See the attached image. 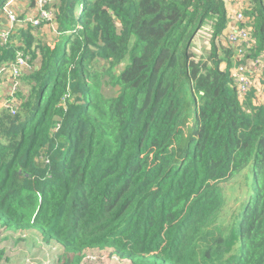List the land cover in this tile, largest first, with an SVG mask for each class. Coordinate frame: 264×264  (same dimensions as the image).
<instances>
[{
    "label": "trees",
    "instance_id": "obj_1",
    "mask_svg": "<svg viewBox=\"0 0 264 264\" xmlns=\"http://www.w3.org/2000/svg\"><path fill=\"white\" fill-rule=\"evenodd\" d=\"M237 1L235 45L228 0H30L50 19L0 37V89L16 81L18 102L0 108V226L60 244L61 264L106 244L132 264H264V0ZM22 260L0 245V264Z\"/></svg>",
    "mask_w": 264,
    "mask_h": 264
},
{
    "label": "rangeland",
    "instance_id": "obj_2",
    "mask_svg": "<svg viewBox=\"0 0 264 264\" xmlns=\"http://www.w3.org/2000/svg\"><path fill=\"white\" fill-rule=\"evenodd\" d=\"M29 4H30V0H8L6 3H4L3 9H2V15L4 16V19L1 16V8H0V36L2 38H4V40H8L9 36L12 34H14V39L17 40L16 33H17V31H19V28H26L29 24L32 26V28H34L33 22L35 20H39V22L42 21L41 11L38 9V7L37 6L30 7ZM26 6L30 7V8H27V12H25ZM18 15L19 16L24 15V17L20 18V17H18ZM51 15H52V13L46 19L49 20ZM53 28H54V25L52 23L47 26L46 29L48 30L49 34H53V32H52ZM208 33H209V26H208V24H205L203 26V28H201V30L199 31V33H198L199 36H197L198 35L197 34V35H195L196 39H195V37L193 39L192 46H191L190 50L198 56H204L205 53L209 49L210 35ZM16 58H17L16 63L23 66L24 70H25V68H28L30 66L29 62H28V58H24L22 56L21 51L16 55ZM35 64L37 66V61L35 62ZM32 65H33V63H32ZM259 75H261V73L257 74V76H259ZM104 90H106L108 95L112 94V89H110L109 87H105ZM7 94H8V96L5 97V95H7ZM8 97H11V94L9 93V89L7 88V86L6 87L2 86V88L0 89V106L6 105L5 102L7 101ZM14 105L17 106L16 104H14ZM17 109H18V107H17ZM16 112H17V110H16ZM41 161H42V158H40V156H39L38 162L40 163ZM230 188H233V185H231ZM224 192H225V195H227V197H228V206H232L234 204H237V203H235L234 200H235V198L240 197V195L242 193V191L240 189H238L237 186H235V188L233 190L225 187ZM224 215L226 217H229V215H230V210L226 207L224 210ZM29 219H31V217H29ZM24 230H25V228H16V229H14V232L16 234H19V233L23 232ZM7 231H8V226L3 224V233L5 235H8ZM34 231L37 233V230H34ZM60 250L62 251V249H60ZM3 252H5V251H3ZM36 253L39 255L38 252H36ZM68 256H70V255H68Z\"/></svg>",
    "mask_w": 264,
    "mask_h": 264
},
{
    "label": "clouds",
    "instance_id": "obj_3",
    "mask_svg": "<svg viewBox=\"0 0 264 264\" xmlns=\"http://www.w3.org/2000/svg\"><path fill=\"white\" fill-rule=\"evenodd\" d=\"M232 1V0H228ZM235 2L239 3L237 0H234ZM237 11H241L239 8ZM233 12L229 15V22L233 19L236 12ZM242 12V11H241ZM20 18H23L24 16H19ZM1 37V36H0ZM226 37L228 38V35L226 34ZM21 51V50H20ZM19 51V52H20ZM22 52V51H21ZM23 53V52H22ZM27 58V57H25ZM259 62H261V58L259 59ZM15 65H18L16 63ZM14 65V66H15ZM13 67V66H12ZM11 67V68H12ZM23 68V66L20 67V69ZM19 69V70H20ZM16 87L17 82L14 81L12 83V86H9V93L11 94V97H8L7 101L5 102L6 105L0 106H7L10 99L14 101V104L18 105L17 99L15 96L16 94ZM15 111V109H14ZM44 178H37L38 185ZM8 235H5L3 233V225L0 226V245L3 249V251H9V250H19V252L22 254V262L26 264H32L30 261V257L28 255V252L30 250L36 251L39 248H42L46 252V256L41 259V261L37 264H52L51 263V257L55 258V264H61L65 258L71 259L73 257V254L71 252L63 253L60 249L62 247L58 243H50L47 246L44 245L42 241V237H38V244L35 246H28L26 244L27 238L30 235V232L28 229H25L23 232L16 234L14 232V229L8 228L7 231ZM36 233V232H35ZM16 243V244H15ZM52 246L53 249H52ZM63 250V249H62ZM60 255V256H58ZM70 255V256H68ZM77 256H79L78 264H132V261L129 257L122 256L120 253L116 250V248L112 245H93V246H87L83 248L81 251L76 253ZM61 258V259H59Z\"/></svg>",
    "mask_w": 264,
    "mask_h": 264
},
{
    "label": "built area",
    "instance_id": "obj_4",
    "mask_svg": "<svg viewBox=\"0 0 264 264\" xmlns=\"http://www.w3.org/2000/svg\"><path fill=\"white\" fill-rule=\"evenodd\" d=\"M45 1L46 0H37V3L39 6H41L43 3H45ZM50 14H51L50 12L44 10L41 11V17L46 16V18H48ZM233 18L238 21L244 20V16L241 11H237ZM38 22L39 20H35L33 23H38ZM247 39H248V31L245 26L237 27V25H234L228 34L229 42H232L235 45L239 44L240 42L246 41ZM20 67L21 65L18 64L11 68L14 77L18 75ZM248 67H251V65H249ZM248 67L244 64H238L236 69L234 70V81L240 95L244 94V92L250 87V77L252 76V74L248 71L247 69ZM247 72H249V74H247Z\"/></svg>",
    "mask_w": 264,
    "mask_h": 264
},
{
    "label": "crops",
    "instance_id": "obj_5",
    "mask_svg": "<svg viewBox=\"0 0 264 264\" xmlns=\"http://www.w3.org/2000/svg\"><path fill=\"white\" fill-rule=\"evenodd\" d=\"M242 4V2L236 3L233 1H228V3L226 4L227 10L229 12V14L237 11L240 8V5ZM2 18L4 19V16L1 14ZM230 24V25H229ZM12 25V24H11ZM233 27V20H231L230 22H228V27L226 28V33L225 35L229 34V32L231 31V28ZM23 28H19V31L22 30ZM199 33V31L197 32V34ZM199 36V34L197 35ZM196 39V37H195ZM260 63H264V60L262 59ZM222 67H224V64H222Z\"/></svg>",
    "mask_w": 264,
    "mask_h": 264
}]
</instances>
